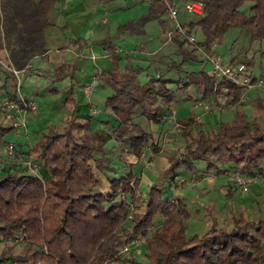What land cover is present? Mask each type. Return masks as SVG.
<instances>
[{"label":"trees","instance_id":"trees-1","mask_svg":"<svg viewBox=\"0 0 264 264\" xmlns=\"http://www.w3.org/2000/svg\"><path fill=\"white\" fill-rule=\"evenodd\" d=\"M196 1L202 3V15L182 25L187 32L200 31L202 40L187 44L176 33L171 37L180 61L170 63V68L179 76H184L180 70L183 63L197 61L199 50L210 54L232 29L243 30L251 42H264V0ZM55 4L56 0H0V79L10 82L11 91L16 90L15 75L47 52L45 30ZM245 4L247 10L242 11ZM165 11L163 0H150L148 12L122 24L115 35L139 36L147 21L158 19ZM79 42L80 39L74 43ZM80 44L85 47V42ZM95 44L112 61L110 71L102 74L112 91L105 100L117 124L112 136L121 150L135 157L146 149L152 155L160 149L150 131L133 123L138 110L147 122L161 125L163 108L190 85H195L201 98L209 102L218 101L222 87L227 88L224 107L238 105L243 96V88L219 81L204 70L185 74L188 81L176 89L169 87L172 80L164 77L161 68H156V77L141 84V68L130 64L119 67L121 58L110 36ZM240 63L254 84L256 79L249 73L252 61ZM75 69L74 62L56 68L61 77L68 76L71 82ZM4 87L0 85V95ZM14 92L9 93L10 100L15 99ZM72 94L70 88L64 104ZM176 124L183 146L168 157L163 182L153 183L138 206L137 179L132 173L109 178L108 194L93 191L99 185L93 166L101 169V160L95 154L103 151L108 137L94 131L89 120L76 118L71 110L61 132L41 134L22 153L32 159L38 170L45 169L46 177L26 173L12 164L0 168V236L19 239L26 245L22 255L0 256V263L264 264L263 217L251 221L240 215L231 218L228 228L213 225L200 235L187 236L190 212L182 200L164 195L178 169L195 173L198 164H203L206 171H225L228 176L236 173L259 177L264 172V113L259 121L250 122L237 111L230 121H220L208 131L198 128L193 116L177 120ZM11 129L0 123V148L7 143L3 138ZM120 194L124 200L118 202ZM137 238L145 242L138 250L144 252L149 263L122 254V248Z\"/></svg>","mask_w":264,"mask_h":264},{"label":"crops","instance_id":"crops-1","mask_svg":"<svg viewBox=\"0 0 264 264\" xmlns=\"http://www.w3.org/2000/svg\"><path fill=\"white\" fill-rule=\"evenodd\" d=\"M185 1L163 0L165 6L178 9L177 19L181 23H188L196 18V16L187 14L182 10V4ZM149 2L150 0H56L55 7L49 16V26L45 30L47 52L43 56L35 57L25 71L15 75V92L11 91L8 80L4 82L3 78L0 79V85L4 84L5 86L0 95V123L5 127H11V130L15 129L16 135L14 136L18 139V141L14 139L5 140L6 135L3 138L5 142L13 143L18 151L24 153L43 134V132H35L26 127L30 115H33L31 118L37 117L41 113L40 109L37 108V112L34 114L15 112L7 114L3 110L2 103L5 100H10L8 96L10 92H14V98L22 95L34 102L35 98H40L46 103L49 110L58 108L59 105L63 104L69 112L73 110L76 118L89 120L94 131H99L103 136L108 137L103 151L95 154V157L101 160V169L97 170L93 166L96 177L97 172L100 174V177H97L99 185L93 189L94 192L108 194L110 191L108 179L111 177H125L128 173H132V167L135 164L141 163L146 170H151L147 175L143 173H140L138 177L133 175L137 179V197L139 200L136 204L138 206L143 203L149 187L158 179L157 175L159 173L162 175V171L168 167V157L172 153L178 152L183 146L181 137L177 136L180 131L175 129L177 128V120L193 116L198 128L208 131L220 121H230L237 111L246 115L250 122L259 121L264 113V87L257 85L259 82L264 81L256 78L251 70H249V73L256 79L253 87L243 92L238 105L222 107L218 111L209 112L202 106H197L196 100L198 99L196 98L203 102H208V99L201 98L198 88L195 85H190L187 91L179 93L174 102L163 108L164 121L161 125L147 122L141 115L140 110L133 118L135 125L142 126L153 134L154 142L160 148L157 154L152 155L150 150L146 149L140 157H135L125 149L121 150L112 136L117 125L115 118L105 103L106 98L111 95L112 91L107 79L102 76V74L110 71L112 61L108 53L96 45V42L101 41L106 36L113 35L117 54L121 58L119 67L122 69L130 64L134 68H141L142 71L138 76L141 84L149 78L157 76L156 68H161L164 77L172 80L169 87L173 89L181 87L188 81L185 74L197 73L200 70L209 73L210 70V67L209 70L206 69L208 64L200 57H197V61H187L181 65L180 70L184 73L182 77L170 68V63L179 62L180 57L177 53V46L171 38L173 34L170 35V32L173 31V25H166L170 20L166 11L158 19L144 25V39L142 41L139 40L140 37L134 40L135 38L131 36L133 34L129 35V33L115 35L117 28L124 24L123 14L127 15L125 20L137 19L140 14L146 12ZM130 14L132 17H130ZM160 21H163V23ZM161 23L164 24V27H161ZM79 39V43H74ZM83 42H85V47L81 48L80 43ZM132 42H135L133 49L129 48ZM214 48L213 51H215ZM234 58L222 60L226 63ZM235 59H237L234 60L235 62L242 60ZM159 61H161V64H158ZM73 62L76 69L72 75L74 80L71 82L68 76L61 77L62 75L56 68L59 64ZM141 74H144L142 80L140 79ZM179 78L181 80L175 83ZM70 88L73 90L71 100L64 104L65 95ZM52 89L56 92L52 93L50 91ZM87 89L89 90L87 91ZM222 117L224 120H222ZM66 119L61 120L62 127L65 125ZM19 120L21 122L25 121L23 132L19 131L20 126H16V124H19ZM59 125L50 124V130L56 131ZM180 146L181 148H179ZM2 154L0 148V155ZM185 171V175L176 173L172 184L167 188L172 189L173 192L170 198L182 200L188 211L189 206L198 208L206 206L212 197L221 203V197H224L226 203L236 201L238 198L236 191L232 192L230 188L229 190L227 188L223 189L228 181L227 179H229L224 175L225 171L222 173L215 169L206 171L203 164L196 166L195 173ZM39 174L44 177L48 175L43 168L39 169ZM258 175L259 178H264V172ZM181 180L183 183H178ZM252 189L249 192L253 191ZM223 205L222 203L221 209ZM228 205L226 204V206ZM189 212L190 218L187 223H190L192 217V212ZM232 217L237 216L232 215L230 223ZM258 217L261 216L258 215L255 219L249 220L255 221ZM199 219L198 223L201 222ZM213 225H210L208 229Z\"/></svg>","mask_w":264,"mask_h":264},{"label":"rangeland","instance_id":"rangeland-1","mask_svg":"<svg viewBox=\"0 0 264 264\" xmlns=\"http://www.w3.org/2000/svg\"><path fill=\"white\" fill-rule=\"evenodd\" d=\"M183 6V4H182ZM167 7V6H166ZM183 10V7H181ZM247 10V5L245 4L242 7V11ZM184 11V10H183ZM148 12V5H147V10L146 12H141L142 14H140L137 18L141 17L142 15L146 14ZM164 14V13H163ZM162 14V15H163ZM161 15V16H162ZM124 22H127V15L123 14L122 15ZM129 17V16H128ZM130 17H132V15L130 14ZM152 20H156V19H151L149 21L146 22L149 23ZM178 20V19H177ZM163 23V22H162ZM161 23V27H164V24ZM145 24V25H146ZM166 25L169 26H174L173 22H171L170 20L167 22ZM130 35V34H129ZM132 39L136 40V38H139L140 41H142L144 38V34L136 36V35H131ZM195 39L196 41H201L202 40V36L200 31H196L195 34ZM112 43H115V40L112 36H110ZM138 40V41H139ZM115 45V44H114ZM135 47V42L131 43V46L129 48L133 49ZM215 52L222 58V59H226V58H239L242 59L241 61H237V62H247V61H252V64L250 66V70L253 73V75L256 78H260V80L264 81V53H262V51H264V42H251L249 39L248 34H246L243 30L235 28L232 29L230 31H228L224 37L223 40L220 44L215 45ZM197 57H200L202 59H205V54L199 50L197 53ZM233 59L231 60L232 62H235L234 60L237 59ZM236 62V63H237ZM35 64V63H34ZM209 65L206 66V69L209 70ZM151 72V71H150ZM154 72V70H153ZM152 73V72H151ZM144 74H141L140 79L142 80ZM199 94V93H197ZM194 94V95H197ZM66 96V95H65ZM194 98H196L194 96ZM199 100V98H196ZM196 100V101H198ZM35 103L37 105L38 110L40 109L41 113L40 115H38L37 117L35 116L34 118H30L27 119V128L31 129L35 132H43L44 133H48L50 130V124H55L58 125L57 127V132H61L64 129V126H61V120H65L69 115L70 112L68 110V108H66L65 105H59L58 108H52L49 110L48 106L46 105V103H44L40 98H35ZM211 111H218V110H211ZM209 111V112H211ZM224 117V116H223ZM222 117V120H224V118ZM23 122L25 123V121L23 120ZM19 124H22L21 120H19ZM62 127V128H61ZM153 127V125H152ZM175 128V127H174ZM27 129V131H28ZM177 130H179V128H175ZM19 131L23 132L24 128L20 126ZM45 131V132H44ZM55 131V130H53ZM180 131V130H179ZM72 134L74 136V126L72 128ZM16 135V130H11L7 136L5 137V140H9V139H14L15 141H18L17 138H15ZM177 136H180V133H177ZM14 141V142H15ZM13 142V141H12ZM178 146V144H177ZM176 147V145H175ZM181 148V146L179 147ZM9 162V159H0V168H2V165L7 166ZM20 169L24 170V172L29 173L28 171H30L31 174H39V170L37 169H32V170H26L23 167L18 166ZM154 167V166H152ZM264 167V165H263ZM151 170H146L143 167V164L139 163V164H135L132 167V175L138 177L140 173H143L144 175H147ZM1 172V171H0ZM185 169L184 168H180L176 171V173H178L179 175H185ZM229 179H227L228 181L226 182V185L223 186V189L225 190V188H227L229 190V188L232 190V192L236 191L238 198L236 199V201L233 202H229L226 203V201L224 200V197H221L222 203L224 204L222 209H221V202H219L218 200H215L213 197L211 199V201H209L207 203L206 206H201V208H198L196 206H189V211L192 212V217L190 220V223H187V229H186V235L187 236H191L194 234H202L203 232L207 231L208 227L210 225H216V227H224V228H228L230 226V217L233 216H240L242 215L243 217L247 218V219H255L258 215L264 218V178H259L257 177L255 179V183L252 185V189L253 191H250L246 194H243L240 192V190L237 188H235V184L233 183V181L231 180V177L227 175V172H225V174ZM97 177H100V174L97 172ZM158 179L156 180L155 183H161L163 182V179H165V177L163 175H160V173L157 175ZM183 183V182H182ZM180 183V184H182ZM260 183V184H259ZM178 184V183H177ZM178 184V185H180ZM230 190V191H231ZM172 189L166 188L165 194L167 197H170V195H172ZM226 204H229L228 206H226ZM198 218H200L199 220L201 221L200 223H198ZM193 221V222H191ZM196 222V223H194ZM139 240V245L137 248L141 249L140 245H144L145 242L143 239H136ZM26 249V245L19 239H7V238H2L0 236V256H18V255H22L25 252ZM134 258L140 261H144L146 263H149L147 261V259L144 257V252L142 250H136L133 249L132 253ZM0 264H14L12 263L10 260H6Z\"/></svg>","mask_w":264,"mask_h":264},{"label":"built area","instance_id":"built-area-1","mask_svg":"<svg viewBox=\"0 0 264 264\" xmlns=\"http://www.w3.org/2000/svg\"><path fill=\"white\" fill-rule=\"evenodd\" d=\"M183 10L187 14L192 16L199 17L202 15V3L196 0H187L183 3ZM167 17L173 22V31L170 32V35L173 33L178 34L187 44H193L196 42L195 36L192 32H187L186 28L183 27L182 23L177 20L178 9L175 7L168 6L166 8ZM205 62L210 66L209 75L216 78L217 80H226L227 82L243 88V90H249L253 87L254 84L250 82V77L245 69L243 63L237 62H226L215 52L212 51L210 54L205 55ZM25 71V70H23ZM260 87H264V82H259L257 84ZM89 89H87L88 91ZM227 88L222 87L221 93L217 95L216 102H203L201 100L196 102L197 106H202L204 109L211 111L213 109L220 110L225 106L227 101ZM3 110L10 114L11 112L15 113H31L34 114L37 112V105L33 100H30L22 95H18L15 99L5 100L2 103ZM16 126H21L25 128V123L16 124ZM177 126V125H176ZM178 127V126H177ZM1 150L3 152L0 155V159H9L8 164L16 165L25 168L26 170L37 169L38 167L32 161V159L25 157L20 151H18L15 145L11 142L5 143ZM30 173V171H28ZM31 174V173H30ZM231 180L235 184L236 188L240 190L241 193L246 194L249 192L252 185L255 183L257 177L248 176L244 174L232 173L230 175ZM181 180L178 183H182ZM124 200L123 194H120L117 198V201ZM130 219V216H128ZM139 240H134L131 245L124 246L122 248V254L125 256L133 257L132 250L138 249Z\"/></svg>","mask_w":264,"mask_h":264}]
</instances>
